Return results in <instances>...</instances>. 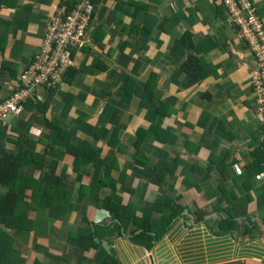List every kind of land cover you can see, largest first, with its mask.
Returning <instances> with one entry per match:
<instances>
[{"label": "crops", "instance_id": "1", "mask_svg": "<svg viewBox=\"0 0 264 264\" xmlns=\"http://www.w3.org/2000/svg\"><path fill=\"white\" fill-rule=\"evenodd\" d=\"M250 1L264 23V0ZM61 3L0 0V100L18 88ZM73 56L58 91L39 87L23 115L0 123V155L26 153L12 185L17 221L1 226L10 247L23 256L31 250L26 264L36 256L40 264H99L102 249H88L85 232L111 215L89 187L98 189V151L105 168L117 159L118 191L130 212L147 219L160 202L176 214L150 250L133 236H96L110 241L122 264H264L256 61L220 0H96ZM190 56L196 70L193 58L185 67ZM116 134L121 147L111 144ZM8 190L0 185V196ZM229 215L249 220L253 235L221 231Z\"/></svg>", "mask_w": 264, "mask_h": 264}, {"label": "built area", "instance_id": "2", "mask_svg": "<svg viewBox=\"0 0 264 264\" xmlns=\"http://www.w3.org/2000/svg\"><path fill=\"white\" fill-rule=\"evenodd\" d=\"M229 11L231 24L263 67L253 73L251 84L257 93L258 111L264 114V23L250 0H220ZM96 13V0H62L55 9L38 53L23 71L18 88L0 100V123L23 115L25 106L39 87L58 91L74 66L73 53L84 38ZM264 178V173L260 175Z\"/></svg>", "mask_w": 264, "mask_h": 264}, {"label": "trees", "instance_id": "3", "mask_svg": "<svg viewBox=\"0 0 264 264\" xmlns=\"http://www.w3.org/2000/svg\"><path fill=\"white\" fill-rule=\"evenodd\" d=\"M192 58L193 57L190 56L187 63L185 64V67H188V65H190V61L192 60ZM254 59L256 61V69L254 70L255 72L257 70H260L263 65L255 56ZM196 66H198V61L193 58L194 70H196ZM32 100L35 99L32 98L27 102L26 105H28L29 102H33ZM37 106L40 107L39 104H37ZM43 106H45L44 109L47 108V104ZM40 122L55 133H57V130L65 132L63 128L66 127L62 125L58 126L56 125V123L50 122L47 119H43ZM21 135H23L22 140H24V138L28 139L27 132L25 134L21 133ZM111 144L115 147H121L120 139L117 134L112 139ZM63 146H65L67 150H70L75 155L83 156L80 154V151L74 150L73 145L71 146L69 142L65 144L63 143ZM85 146L89 145L86 144ZM121 150L123 151L122 148ZM94 151L95 149L93 148L91 156L93 155ZM25 156L26 153L20 155H11L7 152H3V154L0 155V185L8 186L10 188V190H8L6 193H2L0 196V264H21L20 262L24 257L21 251L16 246L12 245L11 247H13V249L10 250L11 247L9 243L8 232L4 231L5 229L1 226L5 225L6 227H8V224L9 228H11L13 223L17 221L15 217V209L17 205L18 194L14 189H12V185H14V183L20 177V170L24 165ZM96 158L97 160L94 162L96 166L93 180L94 184L98 187L99 190L92 184L89 185V187L92 190H96V193L98 195V199H95L97 205H103L105 208H107V210L110 211L111 215L104 222L99 223L97 226H95V231L93 230V228L88 229L87 231L85 230V232H88V234H90V238L88 240V249H90L92 246H96L102 249V253L99 256V264H122L115 253H109L108 250L103 246V243L96 240V236L100 238H108L113 241L118 236L123 235L122 228L125 227L127 232L135 234L132 237L133 241L143 245L150 250L155 245V243L166 234L176 214H167L169 212L165 211L163 204L160 202L155 203L154 207L158 210L155 211V213L147 219L141 218L135 213L130 212L128 208L122 204L121 196L118 191V185H120L122 181L115 177V173L119 170L117 159H114L113 165L109 164L105 168L104 165L106 164V162L101 160V153L98 151L96 152V155L93 157L92 161ZM92 161L89 162L91 163ZM12 200V208L9 210V204H11ZM117 218L121 220L122 224L114 221ZM111 219H113V222L110 223ZM250 226L251 222H249V220H239L233 215L226 216L220 222L221 231L223 232L241 231L242 234H245L247 232L249 236H252L253 233L248 232V230H250L251 228ZM138 229H142V231L139 233H135V231ZM153 232L154 234H152ZM26 262V258L22 260V264H26ZM38 263L40 264L39 261Z\"/></svg>", "mask_w": 264, "mask_h": 264}, {"label": "water", "instance_id": "4", "mask_svg": "<svg viewBox=\"0 0 264 264\" xmlns=\"http://www.w3.org/2000/svg\"><path fill=\"white\" fill-rule=\"evenodd\" d=\"M190 218H193V217L190 216ZM115 221H117L120 224H122L121 220L118 219V218ZM193 224H195V222ZM216 228H217L216 229L217 231H220V227L217 226ZM141 231H142V229H138L135 233H139ZM122 232H123L124 236H128V237L134 236L133 233L127 232L125 227L122 228ZM152 234H154V232ZM102 243H103V246L108 250V252L113 254L112 244L110 243V241L107 240V239H104Z\"/></svg>", "mask_w": 264, "mask_h": 264}, {"label": "rangeland", "instance_id": "5", "mask_svg": "<svg viewBox=\"0 0 264 264\" xmlns=\"http://www.w3.org/2000/svg\"><path fill=\"white\" fill-rule=\"evenodd\" d=\"M258 14V13H257ZM260 17V16H259ZM248 49L251 51L250 47H248ZM5 231H8L7 229H5ZM31 253V250L28 249L23 257L22 260H24L29 254ZM22 260L20 263H22ZM38 263V259H37V256L32 260V262L30 264H37ZM39 264V263H38Z\"/></svg>", "mask_w": 264, "mask_h": 264}, {"label": "clouds", "instance_id": "6", "mask_svg": "<svg viewBox=\"0 0 264 264\" xmlns=\"http://www.w3.org/2000/svg\"><path fill=\"white\" fill-rule=\"evenodd\" d=\"M264 173V172H263ZM109 211V210H108ZM111 214V213H110Z\"/></svg>", "mask_w": 264, "mask_h": 264}, {"label": "bare ground", "instance_id": "7", "mask_svg": "<svg viewBox=\"0 0 264 264\" xmlns=\"http://www.w3.org/2000/svg\"><path fill=\"white\" fill-rule=\"evenodd\" d=\"M24 116H25V114H24Z\"/></svg>", "mask_w": 264, "mask_h": 264}]
</instances>
